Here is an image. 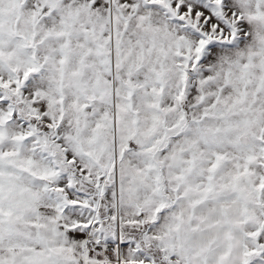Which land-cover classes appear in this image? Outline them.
<instances>
[{
    "label": "snow or ice",
    "instance_id": "1",
    "mask_svg": "<svg viewBox=\"0 0 264 264\" xmlns=\"http://www.w3.org/2000/svg\"><path fill=\"white\" fill-rule=\"evenodd\" d=\"M0 264H264V0H0Z\"/></svg>",
    "mask_w": 264,
    "mask_h": 264
}]
</instances>
